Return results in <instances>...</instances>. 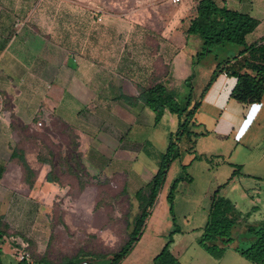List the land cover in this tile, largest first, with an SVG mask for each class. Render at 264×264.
Returning <instances> with one entry per match:
<instances>
[{
	"label": "crops",
	"instance_id": "crops-1",
	"mask_svg": "<svg viewBox=\"0 0 264 264\" xmlns=\"http://www.w3.org/2000/svg\"><path fill=\"white\" fill-rule=\"evenodd\" d=\"M200 1L141 3L136 10L152 12L161 23L158 27L144 12L142 22L124 13L97 15L87 3L89 0H0V214L15 200L28 206L29 193L35 186L23 181L18 161L13 159L17 145L15 123L30 130L51 126L52 121L64 124L77 137V152L87 170L100 167L105 173L110 166L120 167L132 159L154 162V172L136 193L146 187L164 154H158L159 128L166 121L170 123V134H163L168 135L169 142L178 130L175 115L165 111L156 124V114L137 99L142 88L156 83L159 64L169 67V74L161 80L171 88L169 77L195 80L193 87L200 92L196 100L200 106L191 123L194 131L204 134L195 146L186 137L182 139L181 157L172 163L165 185L179 174L181 166H191L197 156L218 155L239 161L242 154L253 157L258 153L264 161V152L259 151L264 145V94L260 102L243 104L231 96L237 85L235 75L226 76L220 70L213 79L218 65L228 60L234 61L231 71H264V50L243 52V46L233 44L214 48L198 60L200 68L194 75L193 65L204 41L188 34V30ZM213 1L220 8L257 20L258 26L246 37V43L264 47V0ZM99 16L101 21L97 20ZM17 20L23 22L18 29L14 26ZM147 147L157 149L156 153ZM132 153L136 156L132 157ZM241 170L237 169L238 173ZM242 180L237 175L228 185L232 197L240 192L236 198L249 199L254 208L242 210L237 200L228 198L244 214L253 211L250 222L263 221L264 216L257 218V205L263 203L258 198L259 190L246 191ZM169 213L167 198L163 197L121 264L154 263L171 232ZM201 236L202 232L174 236L170 250L181 264H186L185 259L193 251L204 252L202 264H253L234 249L227 250L222 259H214L200 246ZM84 264L111 261L94 259Z\"/></svg>",
	"mask_w": 264,
	"mask_h": 264
},
{
	"label": "rangeland",
	"instance_id": "rangeland-1",
	"mask_svg": "<svg viewBox=\"0 0 264 264\" xmlns=\"http://www.w3.org/2000/svg\"><path fill=\"white\" fill-rule=\"evenodd\" d=\"M89 1L87 3H90L95 13L100 7L103 13H124L130 19L142 22L145 19L142 16L144 12L153 24L158 27L161 25L158 18L148 9L136 10L141 3L145 5L149 0ZM219 47L221 46L216 48ZM198 68L200 66L195 61L194 75L197 74ZM156 73L158 80L164 81L161 78L169 74V67L159 64ZM167 81L176 91L183 90L182 96L189 93L190 88L186 87L188 80L178 81L169 77ZM192 82L194 84L195 80ZM198 94L200 92L195 88V101L198 100ZM51 123V126L43 125L38 130H30L15 123L16 150L26 155L28 164L34 168L32 185L35 186L29 193L31 202L28 206L15 200L13 206L3 208L4 213L0 214V217H3L2 228L7 233L2 244L5 264H19L20 251L28 254L31 262L48 261L52 264H63L74 258L82 259V264L94 259H109L128 242L135 219L140 214L135 197L136 190L155 170L154 162L144 159L127 160L126 165L120 167L110 166L105 173L100 167L87 170L77 161V137L73 131L57 121ZM169 126L170 123L166 121L159 128V156L166 152L169 137L163 134L170 132ZM261 146L259 151L264 152V145ZM147 149L157 151L155 148ZM135 156L136 153H132V157ZM261 156L258 153L253 157L242 154L239 161L225 160L218 155L197 156L191 166H181L173 181L161 189L151 216L162 198H167L173 182L178 179L174 193L175 222L172 223L173 218L170 216L169 231L180 229L188 235L200 233L207 220L211 195L219 186L226 184L237 169H242L239 173L237 171L238 174L234 177L238 175L243 179L246 191L254 188L259 190L258 198H261L263 203L257 205L260 207L257 218H262L264 161L259 159ZM37 158L46 162L39 163ZM235 162H239V165H235ZM18 167L25 181L26 170L19 161ZM49 176L54 179L53 182L48 181ZM230 190L228 186L221 194L232 197ZM239 194L240 192L234 193L232 199L237 200L242 210L254 208L249 199L236 198ZM167 205L169 207L168 201ZM203 255L204 252L193 251L185 262L202 264Z\"/></svg>",
	"mask_w": 264,
	"mask_h": 264
},
{
	"label": "trees",
	"instance_id": "trees-1",
	"mask_svg": "<svg viewBox=\"0 0 264 264\" xmlns=\"http://www.w3.org/2000/svg\"><path fill=\"white\" fill-rule=\"evenodd\" d=\"M257 26L258 21L249 15L229 10L226 7L220 8L213 0H201L197 8L196 18L192 21L188 30V34L198 35L204 41L203 50L196 56L195 61L198 62L203 56L211 53L214 48L227 44L243 46V52L258 49L264 50V47L257 45L247 46L246 43V37ZM233 64L234 61L232 63L231 60L219 64L213 79L220 70L221 73L227 72L228 75H235L237 77V85L232 91L231 96L243 104L260 102L264 94V71L258 69H246L243 71L244 68L238 72L231 71L230 67ZM157 80H154L156 83L151 87L142 88L137 99L156 114V124L161 121L165 111H169L175 115L178 118V130L171 135L166 152L160 156L159 169L156 175L146 187L135 194L140 214L135 219L134 227L129 234L126 245L109 258L111 264H121L139 241L146 222L151 216L152 208L166 183L170 167L173 162L179 160L181 157L180 143L182 139L186 137L195 146L196 140L204 135L203 133L194 131L191 123L196 110L200 106V103L196 102L193 97V78L188 79L186 87L190 88V90L184 96H182V92L169 87L165 83V80ZM77 151L78 144L75 152L78 153ZM76 157L79 165L83 166L81 155L78 153ZM13 159H17L23 165L26 170V181L32 186L33 170L25 156L15 150ZM38 160L39 162H46L40 158ZM236 173L237 171L233 173V177ZM233 177L226 184L218 187L211 196L207 220L201 230L200 246L216 260L222 259L227 250L234 249L235 252L249 262L264 264V220L250 222L249 218L253 211L244 214L235 206L230 198L221 194V191L230 184ZM48 181L53 182L54 179L49 176ZM177 185L178 179L173 182L167 195L169 212L173 218V222H175L174 193ZM2 226L3 223L0 221V264H5L2 244H4V238L7 233ZM181 232L180 229H174L169 233L165 247L154 259L153 264H181L170 250L174 242V236ZM236 242L238 244L234 246ZM83 262L80 258H74L63 264H82ZM19 264L52 263L48 261H35L31 263L23 261L19 262Z\"/></svg>",
	"mask_w": 264,
	"mask_h": 264
},
{
	"label": "built area",
	"instance_id": "built-area-1",
	"mask_svg": "<svg viewBox=\"0 0 264 264\" xmlns=\"http://www.w3.org/2000/svg\"><path fill=\"white\" fill-rule=\"evenodd\" d=\"M173 1V3H180L181 2V0H172ZM102 12V8H100V7H98L97 8V10H96V14L98 15V14H100ZM98 21H101V17L99 16L98 17V19H97ZM22 21H20V20H17L16 22H15V28L16 29H18L21 25H22ZM223 74L224 75H226V76H228V73L227 72H223ZM18 260L20 261V262H23V261H26V262H28V263H31V261H30V259H29V255L28 254H26V253H24V251H20L19 253H18Z\"/></svg>",
	"mask_w": 264,
	"mask_h": 264
}]
</instances>
